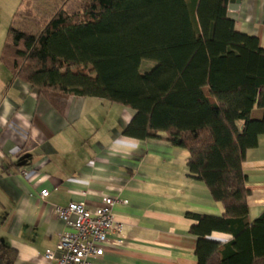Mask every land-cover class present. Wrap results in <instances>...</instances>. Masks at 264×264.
<instances>
[{"label":"trees","instance_id":"1","mask_svg":"<svg viewBox=\"0 0 264 264\" xmlns=\"http://www.w3.org/2000/svg\"><path fill=\"white\" fill-rule=\"evenodd\" d=\"M60 1L36 31L11 22L3 65L59 112L70 95L106 99L135 112L123 135L164 132L187 149L189 171L224 207L219 217L189 214L196 264H264V210L249 221L242 170L264 132V118H250L264 109V48L235 30L228 0H82L75 14ZM142 60L155 64L141 71ZM214 230L231 239H207ZM16 258L0 238V264Z\"/></svg>","mask_w":264,"mask_h":264},{"label":"crops","instance_id":"2","mask_svg":"<svg viewBox=\"0 0 264 264\" xmlns=\"http://www.w3.org/2000/svg\"><path fill=\"white\" fill-rule=\"evenodd\" d=\"M227 16L264 48V0H240ZM134 113L80 95H70L59 112L0 61V238L16 250L15 264H54L44 253L65 229L54 206L81 202L93 211L104 196L118 199L112 212L121 230L108 235L94 264L197 263V235L190 232L196 220L189 214L219 217L224 207L189 171L187 149L164 132L123 135ZM250 118L262 120L264 109L254 106ZM242 170L252 222L264 210V132L246 150ZM41 189L48 190L45 198ZM205 237L226 243L231 234L214 230Z\"/></svg>","mask_w":264,"mask_h":264},{"label":"built area","instance_id":"3","mask_svg":"<svg viewBox=\"0 0 264 264\" xmlns=\"http://www.w3.org/2000/svg\"><path fill=\"white\" fill-rule=\"evenodd\" d=\"M26 173L21 172L22 175ZM47 195V189L40 190V198ZM117 201L113 197L104 196L93 211L81 202L55 205L54 211L63 221L65 229L58 235L55 248L45 251L44 257L53 260L54 264H94L90 259L102 255L108 235L112 232L120 234L121 225L112 212Z\"/></svg>","mask_w":264,"mask_h":264},{"label":"rangeland","instance_id":"4","mask_svg":"<svg viewBox=\"0 0 264 264\" xmlns=\"http://www.w3.org/2000/svg\"><path fill=\"white\" fill-rule=\"evenodd\" d=\"M61 3L60 0H0V52L11 20L16 27L36 31ZM81 9L82 0H67L64 4L68 14L79 13ZM154 64L153 60H142L140 70L146 71Z\"/></svg>","mask_w":264,"mask_h":264},{"label":"water","instance_id":"5","mask_svg":"<svg viewBox=\"0 0 264 264\" xmlns=\"http://www.w3.org/2000/svg\"><path fill=\"white\" fill-rule=\"evenodd\" d=\"M239 3L240 0H228L227 11L228 12L236 11Z\"/></svg>","mask_w":264,"mask_h":264}]
</instances>
